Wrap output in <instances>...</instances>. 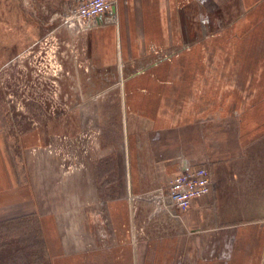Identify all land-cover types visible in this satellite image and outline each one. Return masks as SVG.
<instances>
[{"label":"crops","instance_id":"crops-1","mask_svg":"<svg viewBox=\"0 0 264 264\" xmlns=\"http://www.w3.org/2000/svg\"><path fill=\"white\" fill-rule=\"evenodd\" d=\"M24 1L62 19L60 72L86 74L71 87L100 123L65 164L0 113V223L33 218L49 264H264V49L249 40L240 71L210 49L264 0H118L88 27L70 18L85 0ZM198 166L212 190L165 207L159 188Z\"/></svg>","mask_w":264,"mask_h":264},{"label":"rangeland","instance_id":"rangeland-1","mask_svg":"<svg viewBox=\"0 0 264 264\" xmlns=\"http://www.w3.org/2000/svg\"><path fill=\"white\" fill-rule=\"evenodd\" d=\"M33 6L34 8L25 1L23 3V0H0V113L6 114L11 133L18 129L34 131L37 138L42 140L39 144L46 146L59 161L68 164L74 159L72 146L94 145L96 138L93 128L100 122H90L88 119L87 114L91 111L85 104L87 90L84 89L82 103L77 104L79 91L71 87L79 77L84 81L86 74L73 77L74 74L60 72V56H56L59 39L55 35L58 27L64 25L62 19L54 18L57 17L54 14L55 8H40L38 4ZM243 12L244 15L247 13L246 10ZM261 14V9L247 14L248 17L244 20L246 28L241 27L244 29L243 40L240 37L237 40L234 36L226 38L223 31L215 48L210 47L215 51L211 53L214 65L244 70L247 63L242 54L245 53L249 40L250 46L255 44V50L264 49V19L260 18L263 16ZM236 54L240 55L236 56L237 63ZM208 63L212 64L211 59ZM248 112L263 113L264 104L261 102L258 106L249 107ZM245 125L253 126L251 129L263 127L261 121L253 124L245 121ZM77 133L79 137H72ZM83 150L86 153L87 149ZM15 224L18 228L28 224L26 230L38 234L36 222L31 217ZM11 228L13 227L9 229ZM21 230L17 229L16 232L0 229V251L5 255L0 261L4 264H8L6 259L10 258L14 263L23 256L22 249H19L18 257H11L15 249L6 248L15 246L16 239L21 240ZM43 250L44 259L52 263L48 248Z\"/></svg>","mask_w":264,"mask_h":264},{"label":"built area","instance_id":"built-area-1","mask_svg":"<svg viewBox=\"0 0 264 264\" xmlns=\"http://www.w3.org/2000/svg\"><path fill=\"white\" fill-rule=\"evenodd\" d=\"M117 1L85 0L75 7L70 18L77 19L88 27L95 18L112 10ZM212 183L209 168L198 166L176 174L169 181L167 188H159V195L162 196L165 207L183 212L192 205L194 198L208 194L212 190Z\"/></svg>","mask_w":264,"mask_h":264},{"label":"trees","instance_id":"trees-1","mask_svg":"<svg viewBox=\"0 0 264 264\" xmlns=\"http://www.w3.org/2000/svg\"><path fill=\"white\" fill-rule=\"evenodd\" d=\"M23 220H26V218L25 217L15 218L13 220L0 223V229H6L8 231H16V232H17V229H22L21 230L22 232L21 240L16 239L17 244L15 246L11 248H8V247L6 248L15 249V251L11 253L10 255L11 257H18V252L21 249H22L23 256L20 259L14 261V263H12V261L9 260L10 258L6 259L7 263L8 264H49L47 259L46 258L44 259L45 251L43 249H45L46 247H45L44 239H42L43 236L40 233L37 222L35 221L38 234H35L32 230H29V231L26 230L28 224L20 228L17 227L15 222L23 221ZM10 227L17 228V229H13V228L9 229ZM27 232L30 234H28ZM3 257H5V255L3 254V252L0 251V260ZM23 258H27V259L23 260ZM0 264H4V262L0 261Z\"/></svg>","mask_w":264,"mask_h":264}]
</instances>
